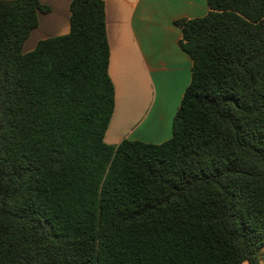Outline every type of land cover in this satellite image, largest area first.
I'll return each instance as SVG.
<instances>
[{
	"label": "trees",
	"instance_id": "trees-1",
	"mask_svg": "<svg viewBox=\"0 0 264 264\" xmlns=\"http://www.w3.org/2000/svg\"><path fill=\"white\" fill-rule=\"evenodd\" d=\"M205 1L170 139L112 146L103 2L24 53L49 9L0 0V264H260L264 0Z\"/></svg>",
	"mask_w": 264,
	"mask_h": 264
},
{
	"label": "crops",
	"instance_id": "crops-1",
	"mask_svg": "<svg viewBox=\"0 0 264 264\" xmlns=\"http://www.w3.org/2000/svg\"><path fill=\"white\" fill-rule=\"evenodd\" d=\"M70 1L39 0L49 12L38 14V25L30 33L34 38L24 53L40 40L68 32ZM101 1L114 86V110L104 141L112 146L123 139L162 143L171 137L172 119L191 73L175 22L206 15V1Z\"/></svg>",
	"mask_w": 264,
	"mask_h": 264
},
{
	"label": "rangeland",
	"instance_id": "rangeland-1",
	"mask_svg": "<svg viewBox=\"0 0 264 264\" xmlns=\"http://www.w3.org/2000/svg\"><path fill=\"white\" fill-rule=\"evenodd\" d=\"M34 36L32 34L29 35V37L26 39V41L24 42L23 44V48H22V51L24 50H28L27 48L30 46L32 40H33ZM246 264V263H244ZM260 264H264V257L263 259L260 261Z\"/></svg>",
	"mask_w": 264,
	"mask_h": 264
}]
</instances>
